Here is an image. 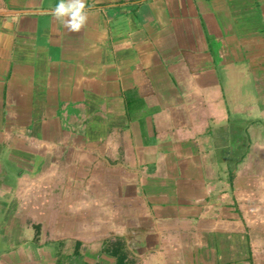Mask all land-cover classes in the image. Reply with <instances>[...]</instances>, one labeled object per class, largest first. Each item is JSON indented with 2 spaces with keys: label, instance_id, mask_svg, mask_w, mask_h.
Returning a JSON list of instances; mask_svg holds the SVG:
<instances>
[{
  "label": "crops",
  "instance_id": "1",
  "mask_svg": "<svg viewBox=\"0 0 264 264\" xmlns=\"http://www.w3.org/2000/svg\"><path fill=\"white\" fill-rule=\"evenodd\" d=\"M0 0V264H264V0Z\"/></svg>",
  "mask_w": 264,
  "mask_h": 264
},
{
  "label": "clouds",
  "instance_id": "2",
  "mask_svg": "<svg viewBox=\"0 0 264 264\" xmlns=\"http://www.w3.org/2000/svg\"><path fill=\"white\" fill-rule=\"evenodd\" d=\"M90 14L87 0H58L50 10L55 21L71 33H80L86 27Z\"/></svg>",
  "mask_w": 264,
  "mask_h": 264
}]
</instances>
